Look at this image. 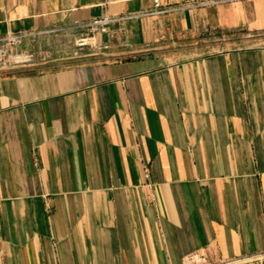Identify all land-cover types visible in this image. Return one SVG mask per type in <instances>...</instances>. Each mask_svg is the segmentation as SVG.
<instances>
[{
    "label": "crops",
    "instance_id": "obj_1",
    "mask_svg": "<svg viewBox=\"0 0 264 264\" xmlns=\"http://www.w3.org/2000/svg\"><path fill=\"white\" fill-rule=\"evenodd\" d=\"M157 5L0 0V264H264V0Z\"/></svg>",
    "mask_w": 264,
    "mask_h": 264
},
{
    "label": "built area",
    "instance_id": "obj_2",
    "mask_svg": "<svg viewBox=\"0 0 264 264\" xmlns=\"http://www.w3.org/2000/svg\"><path fill=\"white\" fill-rule=\"evenodd\" d=\"M153 1H154L155 6H158L157 5L158 0H153ZM110 22H111V20L108 17L104 16L102 18L92 20L90 23L84 25L82 33L79 35V37L75 41L76 49L81 50V49L91 45L93 43L94 36L96 34L106 33L107 25ZM7 43L10 46H13V45L18 43V40L16 38H11L7 41ZM29 61H30V59H28V61H26V62H29ZM26 62H16V63H14V65L23 64ZM263 257H264V252L257 254V255H254V256L247 257L241 261L259 260ZM236 263H238V261L219 262L218 264H236ZM186 264H213V263H211L203 255L194 254V255H191L187 258Z\"/></svg>",
    "mask_w": 264,
    "mask_h": 264
},
{
    "label": "rangeland",
    "instance_id": "obj_3",
    "mask_svg": "<svg viewBox=\"0 0 264 264\" xmlns=\"http://www.w3.org/2000/svg\"><path fill=\"white\" fill-rule=\"evenodd\" d=\"M28 59H30V61L34 60V55L32 53L21 54L18 52H12L6 48H0V66H12L16 62H26Z\"/></svg>",
    "mask_w": 264,
    "mask_h": 264
}]
</instances>
